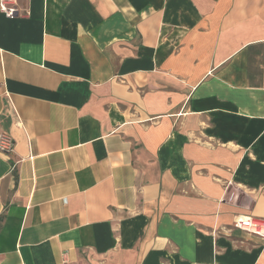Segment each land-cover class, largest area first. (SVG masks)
Here are the masks:
<instances>
[{
	"label": "crops",
	"instance_id": "obj_1",
	"mask_svg": "<svg viewBox=\"0 0 264 264\" xmlns=\"http://www.w3.org/2000/svg\"><path fill=\"white\" fill-rule=\"evenodd\" d=\"M15 5L0 264H264V0Z\"/></svg>",
	"mask_w": 264,
	"mask_h": 264
},
{
	"label": "built area",
	"instance_id": "obj_2",
	"mask_svg": "<svg viewBox=\"0 0 264 264\" xmlns=\"http://www.w3.org/2000/svg\"><path fill=\"white\" fill-rule=\"evenodd\" d=\"M0 12L9 18L18 15L19 10L15 5V0H0ZM14 147L15 142L13 138L6 133H0V155L8 157L9 153L14 150ZM233 226L264 238V219L238 216L233 222Z\"/></svg>",
	"mask_w": 264,
	"mask_h": 264
}]
</instances>
